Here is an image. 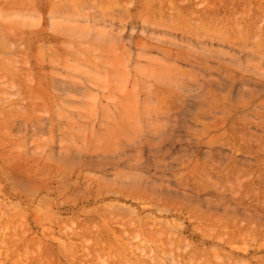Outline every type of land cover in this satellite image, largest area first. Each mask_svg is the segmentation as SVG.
Segmentation results:
<instances>
[{
  "label": "rangeland",
  "instance_id": "obj_1",
  "mask_svg": "<svg viewBox=\"0 0 264 264\" xmlns=\"http://www.w3.org/2000/svg\"><path fill=\"white\" fill-rule=\"evenodd\" d=\"M30 1L0 116L46 131L0 125V264H264V0Z\"/></svg>",
  "mask_w": 264,
  "mask_h": 264
},
{
  "label": "bare ground",
  "instance_id": "obj_2",
  "mask_svg": "<svg viewBox=\"0 0 264 264\" xmlns=\"http://www.w3.org/2000/svg\"><path fill=\"white\" fill-rule=\"evenodd\" d=\"M63 1H64V0L61 1L62 4H64ZM65 1H66V0H65ZM82 1H83V0H82ZM0 2H1V1H0ZM5 2H6V1H5ZM27 2H28V1H27ZM56 2H57V1H56ZM59 2H60V1H59ZM67 2H68V1H67ZM67 2H65V3H67ZM72 2H73V1H72ZM74 3H75V1H74ZM74 3H73V5H74ZM171 4H172V3H171ZM171 4H170V5H171ZM2 5H3V4H1V7H2ZM6 5H7V6H6ZM6 5H5V8H3V7H4V6H3L2 8L0 7V9H3L4 11H7V12L9 11V12H10V10H6V9H7L6 7H8V9H14V8H17L16 6L21 7V9L23 8V10H24V11H22V10H21V11L24 12V13L19 14V16L23 15L25 18L28 17V15H33V14L36 13V11L38 10V9H37L38 7H37L36 4L34 3V1H32V2L30 1V3H26L25 0H24V1H23V0H10L9 3H8V2L6 3ZM59 5H60V4H59ZM53 6H54V5H53ZM64 6H65V4H64ZM81 6H82V5H81ZM10 7H12V8H10ZM36 7H37V8H36ZM45 7H46V6H45ZM51 7H52V6H51ZM55 7H57V6H55ZM67 7H68V5H67ZM74 7H75V6H74ZM160 7H161V6H160ZM53 8H54V7H53ZM60 8L62 9V6H60ZM60 8H59V9H60ZM54 9H56V8H54ZM54 9H52V10H54ZM61 9H60V10H61ZM63 9H66V7H63ZM63 9H62V10H63ZM19 11H20V10H19ZM57 11H59V10L57 9ZM63 11H64V10H63ZM67 11H68V9H67ZM67 11H66V14L68 13ZM158 11H159V10H158ZM164 11H165V10H164ZM9 12H8V13H9ZM12 12H13V11H12ZM15 12H16V11H15ZM50 12H51V10H50ZM54 12H56V11L54 10ZM54 12H53V14H54ZM59 12H60V11H59ZM5 13H6V12H5ZM24 14H25L26 16H25ZM56 14H57V12H56ZM156 14H157V13H156ZM51 15H52V14H51ZM57 15H58V14H57ZM67 15H68V14H67ZM166 15H167V14H166ZM16 16H17V15H16ZM19 16H17V17H19ZM52 16H53V15H52ZM162 16H163V14H162ZM2 17H3V16H2ZM6 17H7V16H6ZM158 17H159V16H158ZM166 17H167V16H166ZM21 18H22V16H21ZM21 18H20V19H21ZM65 18H67V19H65ZM65 18H64L65 20H68V19H69L68 17H65ZM169 18H170V17H169ZM1 19H2V18H1ZM11 19H12V18H11ZM16 19H17V18H16ZM52 19H53V18H52ZM166 19H167V18H166ZM18 20H19V19H17V21H18ZM23 20H24V18H22V21H23ZM53 20H54V19H53ZM56 20H58V19H56ZM60 20H61V19H60ZM65 20H64V21H65ZM70 20H71V19H70ZM22 21L20 20L19 23H20V22L23 23ZM61 21H62V20H61ZM61 21H60V22H61ZM64 21H63V22H64ZM168 21H169V20H168ZM14 22H16V21H14ZM25 22H26V21H25ZM58 22H59V21H58ZM65 22H66V21H65ZM67 22H68V21H67ZM67 22H66V23H67ZM61 23H62V22H61ZM61 23H59V24H61ZM66 23H64V24L62 23V25L65 26ZM69 23H70V21H69ZM11 24H12V23H11ZM51 24H52V23H51ZM55 24H57L56 21H55ZM75 24H76V22H75ZM75 24L73 25V27L76 26ZM4 25H5V24H4ZM16 25H18V24H16ZM5 26H6V25H5ZM7 26H8V25H7ZM52 26H53V24H52ZM64 26H63V27H64ZM53 27H56V26H53ZM57 27H58V26H57ZM66 27H67V29H68V28H70V29L72 28V26H66ZM87 27H89V25H88ZM87 27H84V28H87ZM58 28L60 29V27H58ZM54 29H56V28H54ZM59 29H58V31H59ZM61 29H62V28H61ZM64 29H66V28H64ZM64 29H63V30H64ZM74 29H75V28H74ZM79 29H80V27H79ZM6 30H7V29H6ZM63 30H62V31H63ZM72 30H73V28H72ZM72 30H69V31H72ZM15 31H16V30H15ZM10 32H11V30H10ZM13 32H14V30H13ZM45 32H46V31H45ZM63 32H65V31H63ZM74 32H75V31H74ZM5 33H6V32H4V34H5ZM17 33H18V31H17ZM80 33H81V32H80ZM11 34H12V33H11ZM21 34H22V33H21ZM49 34H50V33H49ZM62 34H63V33H62ZM65 34H66V33H65ZM65 34H64V35H65ZM108 34H109V33H108ZM6 35H7V33H6ZM51 35H52V34H51ZM7 36H8V35H7ZM22 36H23V35H22ZM30 36H31V35H30ZM32 36H33V35H32ZM34 36H35V35H34ZM67 36H68V35H67ZM117 36H118V35H117ZM16 37H17V36H16ZM41 37L43 38V35H42V36H38V39L40 40ZM44 37H45V36H44ZM49 37H51V36L49 35ZM49 37H48V38H45V42H46V41H51V40H52V41H54V40H55V41H58V39L60 38V37L58 38V36H56V37L53 36V38H54V40H53V39H50ZM8 38H9V37H8ZM30 39H31V38H30ZM34 39H35V38H34ZM6 40H7V39H6ZM42 40H43V39H42ZM17 41H18V40H17ZM36 41H37V40H36ZM13 42H15V41L13 40ZM2 43H3V42H2ZM15 43H16V42H15ZM15 43H14V44H15ZM12 44H13V43H12ZM64 44H65V43H64ZM61 45H62V44H61ZM68 45H69V44H68ZM99 45H100V44H99ZM13 46H14V45H13ZM0 47H4V46H0ZM63 47H65V45H64ZM69 47H71V45H70ZM66 48H67V47H66ZM1 49H2V48H1ZM3 49H4V48H3ZM5 49H6V48H5ZM9 49H10V48H9ZM39 50H40V49H39ZM65 50H66V49H65ZM95 52H96V51H95ZM11 67H12V66H11ZM7 70H8V69H6V72H7ZM11 70H12V69H11ZM11 70H10V69L8 70V75H10V76L12 77V76H13V75H12V72H13V71H11ZM1 72H3V70H2ZM2 74H3V73H2ZM5 74H6V73H5ZM14 75H15V73H14ZM17 76H20V75H17ZM7 77H9V76H7ZM11 77H10V78H11ZM15 77H16V76H15ZM16 78H17V77H16ZM14 79H15V78H14ZM14 79L11 78L10 80L12 81V80H14ZM18 79H19V78H18ZM15 80H16V79H15ZM7 81H8V79H7ZM11 81H10V82H11ZM10 82H7V83H10ZM61 82H63V81H60L59 79H53V80H52V84H53L52 86L54 87V89H55L56 91L61 92L62 95L66 96V95H68V93L71 92L72 90H73V91L76 90L75 87H74L73 89H72V88H69V87L67 86L68 83L65 85V84H64L65 82H63V84H62ZM220 83H221V82H220ZM5 84H6V82H5ZM14 84H15V83H14V81H13V82H11V84H9V85H7V86H8V87H9V86H14V87H15ZM70 84H71V83H70ZM18 85H19V84H18ZM69 86H70V85H69ZM72 86H73V85H72ZM14 87H12V88H14ZM9 88H11V87H9ZM37 88H38V87H37ZM78 88H79V87H78ZM14 89H16V88H14ZM20 89H21V88H20ZM3 90H4V93H5V92L8 93V91H6L5 89H3ZM18 90H19V89H18ZM30 91H31V90H30ZM14 93L17 94L18 92L16 91V92H14ZM19 93H20V91H19ZM32 94H33V93H32ZM20 96H21V95H20ZM20 96H19V97H20ZM29 96H30V95H29ZM31 96H32V95H31ZM19 97H18V98H19ZM31 98H32V97H31ZM9 100H10V99H9ZM7 101H8V100H7ZM23 107H24V106H23ZM23 107H22V108H23ZM24 109H25V107H24ZM183 110H184V109H183ZM183 110H182V112H183ZM7 111H8V112L5 111L6 114H4V116H3V115H2V117L0 116V117L2 118V119H0V125H1V127H8L9 129H11L10 132H14V131H16V133H19V135H18L19 138H20L21 136L24 137L25 134H28V133L37 134V133H43V132L46 131V128H45V127H46V123L44 122V120H45L44 118H43V119H41V118H34V119L32 120V123L29 125L28 123L24 122L23 119H21L20 117H17V112H15V109H14V108H10V109L7 110ZM204 112H206V111H204ZM208 112H210V111H208ZM208 112H207V113H208ZM2 113H3V112H2ZM203 114H204V113H203ZM208 115H209V114H208ZM203 116H204V115H203ZM203 116H202V113H201L200 117H203ZM125 120H126V119H125ZM111 130H112V129H111ZM118 130H119V129H118ZM122 130H123V129H122ZM122 130H119V131L122 132ZM121 132H120V133H121ZM24 133H25V134H24ZM117 133H118V132H117ZM114 134H115V133H114ZM118 136H119V134H118ZM22 137H21V138H22ZM107 138H108V137H107ZM112 138H113V137H112ZM114 139H115V138H114ZM59 158H65V154L61 153V154L59 155ZM108 161H109V163H110L111 160H108ZM99 164H102V162H99ZM195 196H196V195H195ZM153 200H154V199H153ZM165 200H166V198H165ZM172 201H173V200H172ZM175 202H176V201H175ZM175 202H174V203H175ZM177 203H178V202H177ZM166 204H169V202H167ZM169 205H170V204H169ZM172 205H173V204H172ZM175 208H176V207H175ZM251 214H252V213H251ZM1 216H2V215H1ZM114 218H116V217H114ZM121 218H122V217H121ZM121 218H120V219H121ZM123 219H124V218H123ZM125 219H126V218H125ZM0 220H1V217H0ZM221 220H222V219H221ZM119 221H121V220H119ZM123 222H124V221H123ZM125 223H126V221H125ZM230 223H231V222H230ZM104 225H106V224H104ZM127 225H128V224H127ZM125 226H126V225H125ZM128 226L130 227V225H128ZM106 228H107V227H106ZM139 228H140V227H139ZM76 229H77V228H76ZM153 229H154V228H153ZM242 229H244V228H242ZM139 230H140V229H139ZM77 231H78V230H77ZM80 231H81V230H80ZM104 231H105V230H104ZM112 231H113V230H112ZM112 231H111V232H112ZM131 231H132V228H131ZM133 231H134V229H133ZM153 231H154V230H153ZM75 232H76V231H75ZM81 232H82V231H81ZM92 232H93V231H92ZM105 232H106V231H105ZM135 232H136V231H135ZM147 232H149V231H147ZM150 232H151V231H150ZM150 232H149V233H150ZM240 232H241V231H240ZM125 233H129V232H125V231H124V234H125ZM76 234H77V233H76ZM81 234H82V233H81ZM130 234H136V233H132V232H131ZM137 234H138V232H137ZM137 234H136V236H137ZM78 235H79V234H78ZM85 235H86V234H85ZM1 236H2V235H1ZM0 238H1V237H0ZM84 238H85V237H84ZM2 239H4V238L2 237ZM2 239H1V240H2ZM88 239H89V238H88ZM115 239H116V238H115ZM210 239H211V238H210ZM83 240H84V239H83ZM3 241H4V240H3ZM3 241L0 242V243H3ZM84 241H85V240H84ZM175 241H176V240H174V242H175ZM205 241H206V240H205ZM6 242H8V241H6ZM102 242H103V241H102ZM8 243H9V242H8ZM8 243H7V244H8ZM11 243H12V242H11ZM11 243H10V245H11ZM14 243H15V242H14ZM14 243H13V244H14ZM23 244H24V243H23ZM172 244H173V243H172ZM128 245H129V244H128ZM11 246H12V245H11ZM137 246L139 247V245H137ZM140 246H141V245H140ZM25 247H26V246H25ZM25 247H24V248H25ZM102 247H103V246H102ZM126 247H127V245H126ZM128 247H129V246H128ZM141 247H142V246H141ZM150 247H151V246H150ZM150 247H149V248H150ZM18 248H19V247H17V249H18ZM67 248H68V247H67ZM93 248H94V247H93ZM97 248H98V247H97ZM129 248H130V247H129ZM17 249H16V250H17ZM81 249H83V247H82ZM87 249H88V248H87ZM91 249H92V248H91ZM144 249H145V248H144ZM157 249H158V248H157ZM157 249H156V248H150V249H148V250H149L150 252H151V251H154V252L156 251V252H157ZM68 250H70V249H68ZM93 250H94V249H93ZM99 250H100V251H99V253H100V252H101V249L99 248ZM104 250H105V249H104ZM45 251H46V250H45ZM97 251H98V250H97ZM124 251H125V248H124ZM124 251H122V253H123ZM172 251H173V250H172ZM172 251H171V252H172ZM85 252H86V250H85ZM90 252H92V251L90 250ZM90 252H88V253H90ZM94 252H96V250H95ZM104 252H105V251H104ZM106 252H107V250H106ZM126 252H127V251H126ZM133 252H134V251H133ZM7 253H8V252H7ZM86 253H87V252H86ZM151 253H152V252H151ZM161 253H162V251H161ZM172 253H173V252H172ZM83 254H84V253H83ZM113 254H114V253H113ZM145 254H146V253H145ZM145 254H144V255H145ZM152 254H153V253H152ZM152 254H151V255H152ZM162 254H163V253H162ZM88 255H89V254H88ZM88 255H87V256H88ZM91 255H92V254H91ZM95 255H96V253H95ZM103 255H104V253H103ZM105 255H106V253H105ZM105 255H104V256H105ZM107 255H108V254H107ZM151 255H150V256L148 255V256H149V259H150ZM87 256H86V257H87ZM126 256H127V255H126ZM157 256H158V255H157ZM163 256H164V254H163ZM190 256H191V255H190ZM49 257H50V256H49ZM49 257H48V258H49ZM80 257H81V256H80ZM80 257H79V258H80ZM89 257H90V256H89ZM89 257H87V258H89ZM100 257H101V256H99V260H100ZM112 257H113V256H112ZM114 257H115V256H114ZM121 257H122V256H121ZM153 257H154V256H153ZM155 257H156V256H155ZM155 257H154V258H155ZM171 257H172V256H171ZM10 258H11V257H10ZM38 258H40V257H38ZM83 258H84V257H82L81 259H83ZM93 258H95V257H93ZM96 258H97V256H96ZM96 258H95V259H96ZM105 258H106V257H105ZM107 258H108V257H107ZM124 258H125V257H124ZM126 258H127V257H126ZM126 258H125V260H126ZM132 258H133V257H132ZM156 258H158V257H156ZM84 259H85V258H84ZM103 259H104V257H103ZM113 259H114V258H113ZM118 259H119V256H118ZM151 259H152V258H151ZM151 259H150V261H149V263H148V262H147L148 260L145 261L146 259L144 260V258H143V260H140V261L138 262V264H152L151 261H152L153 259H152V260H151ZM104 260H105V259H104ZM134 260H135V259H134ZM134 260H133V261H134ZM160 260H161V259H160ZM51 261H52V258H51ZM95 261H96V260H95ZM127 261H129V258H128ZM136 261H137V260H136ZM158 261H159V260H158ZM158 261H157V262H158ZM172 261H173V260H172ZM92 262H93V261H92ZM92 262H91V263H92ZM98 262H100V261H98ZM102 262H104V261L102 260ZM105 262H106V261H105ZM115 262H117V258H116ZM115 262H114V263H115ZM173 262H174V261H173ZM51 263L53 264L54 262L52 261ZM72 263H73V262H72ZM87 263H89V262H87ZM131 263H132V262H131ZM158 263H163V264H164V262H161V261L158 262ZM70 264H71V263H70ZM81 264H82V263H81ZM84 264H85V263H84ZM95 264H96V263H95ZM103 264H104V263H103ZM108 264H112V263H108ZM115 264H116V263H115ZM126 264H130V263H126Z\"/></svg>",
  "mask_w": 264,
  "mask_h": 264
}]
</instances>
